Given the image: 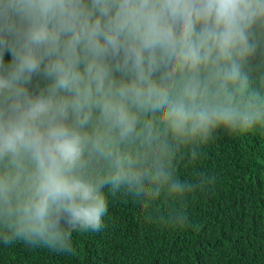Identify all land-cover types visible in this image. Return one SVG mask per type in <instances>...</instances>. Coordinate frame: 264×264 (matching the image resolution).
Instances as JSON below:
<instances>
[{"label":"clouds","instance_id":"9594fccd","mask_svg":"<svg viewBox=\"0 0 264 264\" xmlns=\"http://www.w3.org/2000/svg\"><path fill=\"white\" fill-rule=\"evenodd\" d=\"M220 128H264V0H0L6 245L72 251L105 189L182 225Z\"/></svg>","mask_w":264,"mask_h":264},{"label":"trees","instance_id":"16d2710c","mask_svg":"<svg viewBox=\"0 0 264 264\" xmlns=\"http://www.w3.org/2000/svg\"><path fill=\"white\" fill-rule=\"evenodd\" d=\"M189 163L182 175L195 169L211 179L187 199L182 225L166 226L133 197L105 189L101 225L73 232L72 251L0 240V264H264V128H220Z\"/></svg>","mask_w":264,"mask_h":264}]
</instances>
